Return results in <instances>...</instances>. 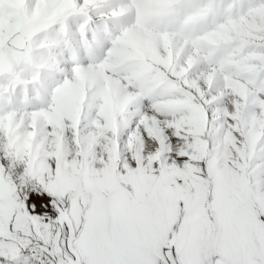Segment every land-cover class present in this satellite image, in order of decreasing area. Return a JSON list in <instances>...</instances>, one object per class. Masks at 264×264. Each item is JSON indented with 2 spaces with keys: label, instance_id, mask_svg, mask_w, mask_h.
<instances>
[{
  "label": "snow or ice",
  "instance_id": "1",
  "mask_svg": "<svg viewBox=\"0 0 264 264\" xmlns=\"http://www.w3.org/2000/svg\"><path fill=\"white\" fill-rule=\"evenodd\" d=\"M0 264H264V0H0Z\"/></svg>",
  "mask_w": 264,
  "mask_h": 264
}]
</instances>
